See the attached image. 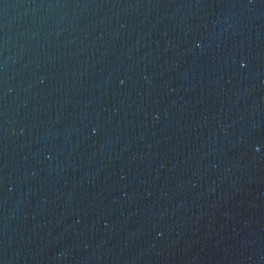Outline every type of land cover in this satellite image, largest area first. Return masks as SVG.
I'll list each match as a JSON object with an SVG mask.
<instances>
[{
  "label": "water",
  "instance_id": "95a60500",
  "mask_svg": "<svg viewBox=\"0 0 264 264\" xmlns=\"http://www.w3.org/2000/svg\"><path fill=\"white\" fill-rule=\"evenodd\" d=\"M0 264H264V0H0Z\"/></svg>",
  "mask_w": 264,
  "mask_h": 264
}]
</instances>
